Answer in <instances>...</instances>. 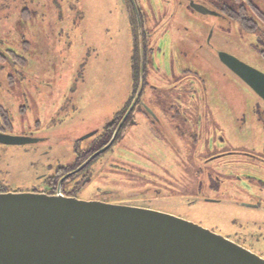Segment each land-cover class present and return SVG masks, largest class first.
<instances>
[{
	"label": "flooded vegetation",
	"instance_id": "af4514ba",
	"mask_svg": "<svg viewBox=\"0 0 264 264\" xmlns=\"http://www.w3.org/2000/svg\"><path fill=\"white\" fill-rule=\"evenodd\" d=\"M11 1L24 3L21 8L24 19L57 17L55 12H39L29 0H1L2 12H10ZM122 1L133 36L127 92L121 95L123 99H117L120 104L112 117L75 139V150L68 159L71 161L51 174L42 175L41 185L31 192H61L82 200L116 203L150 196L157 200L166 196L184 197L188 195L184 193L189 184L193 186L189 192L211 197L208 194L217 189L222 175L234 182L244 177L264 188V96L220 58V52L225 51L247 63L225 45L230 41L239 44L237 40L246 38L256 52L248 53L249 58L264 61V28L260 27V23L264 25V10L259 3L256 0H118V3ZM189 20L201 28H189L186 25ZM234 21L241 27L239 30L226 28L227 23ZM218 26L222 27L218 29L220 41L214 40ZM202 50L205 54L199 53ZM4 54L20 58V64L26 61L10 47H5ZM218 100L233 119L229 135L213 115L212 108ZM1 111L0 117L6 113L12 129L10 111L0 106ZM5 128L0 132H6ZM43 141L45 138H39L37 143ZM27 145L30 144L20 146ZM106 168L114 169L117 187L100 188L86 196L87 183ZM128 188L130 195L124 197V189ZM261 197L258 207H264V189ZM154 208L162 205L157 203ZM263 239L254 238L255 243Z\"/></svg>",
	"mask_w": 264,
	"mask_h": 264
},
{
	"label": "rangeland",
	"instance_id": "374dc122",
	"mask_svg": "<svg viewBox=\"0 0 264 264\" xmlns=\"http://www.w3.org/2000/svg\"><path fill=\"white\" fill-rule=\"evenodd\" d=\"M256 1L264 10V0ZM28 3L36 4L39 12H55L57 17L24 19L21 15L24 3L16 1L9 2L10 12L3 13L0 0V106L10 111L13 121V128L4 133L30 134L45 141L29 146L0 143V180L9 192H30L41 185L42 175L67 165L75 150V139L92 132L96 125L116 113L120 104L117 99H123L121 95L127 92L130 77L133 36L123 12L126 9L123 1L120 4L118 0H29ZM186 25L201 28L191 20ZM226 25L230 30L241 28L236 21ZM260 27L263 29L264 25L260 23ZM220 28H215L214 40L220 41ZM201 36L204 38L206 33ZM237 41L239 44L230 41L225 45L264 72V61L248 56L256 53L250 42L246 38ZM5 47L26 59L25 65L19 63L20 58L5 56ZM199 53L205 54L203 50ZM211 56L214 61V54ZM225 108L218 100L212 110L229 135L233 119ZM115 176L114 169L106 168L87 183L86 196L100 188L115 189ZM234 180L219 176L216 192L208 194L211 197L196 196L195 192H189L193 186L187 184L184 194L188 195L184 197L166 196L157 200L150 196L127 201L161 204V211L230 236L264 256V207L257 205L263 200L264 188L244 177ZM124 190L123 196H129L131 189ZM259 237L263 241L255 243L254 238Z\"/></svg>",
	"mask_w": 264,
	"mask_h": 264
},
{
	"label": "water",
	"instance_id": "95a60500",
	"mask_svg": "<svg viewBox=\"0 0 264 264\" xmlns=\"http://www.w3.org/2000/svg\"><path fill=\"white\" fill-rule=\"evenodd\" d=\"M221 60L264 96V73L221 51ZM0 132V143L34 144ZM157 203L0 192V264H264V257Z\"/></svg>",
	"mask_w": 264,
	"mask_h": 264
},
{
	"label": "trees",
	"instance_id": "16d2710c",
	"mask_svg": "<svg viewBox=\"0 0 264 264\" xmlns=\"http://www.w3.org/2000/svg\"><path fill=\"white\" fill-rule=\"evenodd\" d=\"M2 113V111L0 112ZM1 118L4 120L3 122V127H0V130L5 131V127H7V129H10L12 127V123L9 121L7 114L5 113V116H1ZM2 123V120L0 121ZM8 191V189H6V186L4 185V182L2 180H0V192H6Z\"/></svg>",
	"mask_w": 264,
	"mask_h": 264
}]
</instances>
